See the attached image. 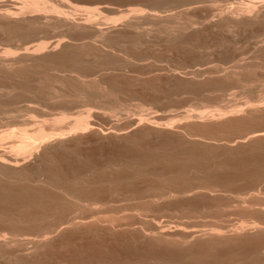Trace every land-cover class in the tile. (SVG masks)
Returning a JSON list of instances; mask_svg holds the SVG:
<instances>
[{
    "label": "rangeland",
    "instance_id": "1",
    "mask_svg": "<svg viewBox=\"0 0 264 264\" xmlns=\"http://www.w3.org/2000/svg\"><path fill=\"white\" fill-rule=\"evenodd\" d=\"M69 1L79 7L99 11L94 12V18L85 11L70 10L74 21L91 18L93 22L89 21L99 27L106 22L108 25L103 27L113 28L106 38L113 43L104 45L106 42L100 43L99 38L90 32L86 34V31H81L82 34L78 31L81 34L78 36L74 32L68 34L64 27H55L53 30H60L55 32L51 29L53 26L41 30L43 38L38 34L36 41H31L33 39L25 37L28 23L26 28L22 25L25 30L19 27L21 24H0V54L7 50L21 53L25 46L36 44L40 39L49 42L63 34L70 43H76L73 40L83 36L82 42L93 46H89L90 55L86 52L89 48L83 50L85 47H77L76 51H85L93 63L107 60L105 63L110 61V65H113L119 64V59L124 62V67L116 64L114 67L111 65L113 68L94 67L92 74L89 71L90 76L86 80L96 79V83L100 79L97 85L102 83L101 90L105 88L107 95H104L108 99L104 95L105 98L101 97L103 92L98 93L96 89L90 88L91 84L86 86L91 94L89 90L76 92L80 86L73 77L77 75L73 72L69 74L71 71L67 69L62 71L63 68L57 67L62 69L57 72L56 67L52 71V67H38L40 70L37 67H21L29 71L28 77L25 75L12 81L17 82L19 79L17 84L20 85L25 82L22 85L24 88L21 90L18 85L17 89V84L13 82L16 86L15 95L2 96L3 100L0 97V131L8 128L5 125L9 117L16 115L15 109H21V115L26 119H47L49 122L46 124L60 117L62 112L66 114L67 120L60 125L66 135L62 139L64 142L53 140L45 146L47 149L39 148L34 152L35 155L27 156V159L17 156L18 160L22 158L25 163L19 160L17 164L20 167L16 165L14 169L25 174L23 183L19 182L20 187L37 189V192L41 190L39 193L42 192L48 198L59 199V205L55 203L56 211L53 212L60 214L48 212L50 221L61 217V214L63 217L89 219L82 220V225L78 224V227L64 226L36 249L31 244L26 248L9 247L10 256L19 261L22 259L20 264H264V227H261L264 226V137L255 136L264 134V103L253 110L247 106L264 101V17L259 19L260 13H257L258 17L256 15L255 18L256 13L252 11V19L244 21L237 8L245 7L247 0H175V3L173 0ZM258 1L251 2L253 7L256 6L255 11H262L263 14L264 7ZM5 5L6 1L0 0L1 11L11 10ZM153 13L161 17L160 22L165 20L164 23L175 14L174 17L185 27L184 33L173 36V39L167 38L164 29L160 30L163 27H158V22L153 25L147 18ZM119 14L122 16L119 21L121 26L117 22L115 28L111 21L117 20ZM233 14L236 23L230 22V26L228 16ZM134 15L140 18L132 20ZM129 21L134 24L133 27L128 24ZM184 21L187 23H182ZM123 23L130 26L126 27ZM144 31L148 35L145 39L142 36ZM148 37H152L151 40ZM135 42L138 44L135 45ZM127 44H130V48ZM111 46H117L115 51H112ZM85 53L82 52L83 55ZM243 61L256 62V67L254 64L248 66ZM234 63L235 66L244 64L248 67H234ZM85 69L82 71L88 73V69ZM98 69L101 72L98 73ZM47 77L49 80L45 79ZM62 78L63 83L68 84H61ZM59 83L65 86L61 87ZM51 87L65 97L51 100ZM68 96L72 98L68 99ZM60 97L65 100H60ZM99 98L103 99L100 101ZM10 102L14 103L11 105ZM226 107L230 110L240 107L247 109L242 114L234 113L223 119L214 120V117L212 120L207 117L198 121L196 117L200 111L216 115L219 109L226 111ZM79 113L81 117L84 113L83 118L90 126L80 131L82 133L69 132L73 119ZM0 147L3 154L6 152L10 157L15 154L12 150L5 151L10 148L8 144ZM70 179L78 180L79 194L75 196L69 194ZM64 201L67 204L77 201L80 207L76 212L64 209L67 205ZM31 209L25 213H35L36 209ZM7 214L10 217L11 213ZM26 214L24 224L27 226ZM24 224H17V228L22 227L21 233L31 227L30 224L27 227ZM4 225L6 223L0 225V235L6 233L5 236L10 238L7 233L11 232L12 225L8 224L9 228ZM30 230H33L32 227ZM3 252L9 253L6 250Z\"/></svg>",
    "mask_w": 264,
    "mask_h": 264
},
{
    "label": "bare ground",
    "instance_id": "2",
    "mask_svg": "<svg viewBox=\"0 0 264 264\" xmlns=\"http://www.w3.org/2000/svg\"><path fill=\"white\" fill-rule=\"evenodd\" d=\"M2 1H6V5H5V7H10V9L11 10H3V11H1L0 10V24H7V25H10V24H13V25H15V26H17V25H19V24H21V26H19L20 28L21 27H25L26 25H27V23L29 24V26H28V28H26V33H25V37H26V39H33V40H31V41H36V37H38V34L40 35V33L43 35V32H41V30L42 29H44L45 28V30H47V29H49L50 27H52L51 29L53 30V29H55V27H59V29H60V27H64L65 29H66V31L68 32V34H69V32L70 33H72V32H74V33H77V35L79 36V35H81L82 34V32L83 31H86V32H88V33H86V34H93L95 37H97V38H99L100 40V43H104V42H106V43H104V45H106L107 43H109L110 41H108V39L106 38V36L111 32V30H113V28L111 29V26L110 27H103V26H105V25H108V24H106V22H105V25H101L102 27H99L100 25H97L96 26V24H94V23H92L93 21L91 20V18H85V17H83V18H85V20H83V21H81V22H77V21H74L73 20V18H72V11L70 12V10H73V12L75 11H80L81 10V12L82 11H85V12H87L88 14H89V16L91 17V16H94V18H95V13L94 12H97V11H94V9H89V8H82V7H79V6H77V5H75V4H72L69 0H2ZM177 1V0H176ZM190 1V0H189ZM200 1V0H199ZM248 1V2H247ZM246 2H247V4H244L245 5V7L244 6H242L243 8H241V6L239 7V8H237V11L239 12V14L241 15V17H242V19L244 20V21H250L251 19H252V17H251V15H253L254 13L252 12V11H254L256 14H254L253 16L256 18V15H257V13H260V14H258L259 15V17H258V15H257V17L260 19V18H262L263 19V17H264V13L262 14L261 12L262 11H255V9L256 8H254V7H256V6H254L253 7V1L254 0H247ZM252 1V2H251ZM256 1V0H255ZM258 1V0H257ZM173 2L175 3V0H173ZM172 2V3H173ZM202 2V1H201ZM245 2V1H244ZM245 2V3H246ZM260 2V3H259ZM177 3V2H176ZM196 3V2H195ZM256 3V2H255ZM139 4V3H138ZM137 4V5H138ZM170 4V3H169ZM178 4V3H177ZM258 4L259 5H261V7H264V0H260V1H258ZM3 5V4H2ZM2 5H1V7H2ZM174 4H172V6H173ZM183 5V4H182ZM239 5V4H238ZM171 6V5H170ZM188 6V5H187ZM104 7V6H103ZM164 7H166V6H164ZM174 7H175V5H174ZM259 7V6H258ZM260 7V8H261ZM167 8V7H166ZM195 8V7H194ZM197 8V7H196ZM3 9H4V7H3ZM30 10V11H27V10ZM99 9V8H98ZM109 9H111V8H109ZM116 9V8H115ZM115 9H113V10H115ZM138 9V8H137ZM135 9V11H138V10H140V11H142L141 9ZM149 9H151V8H149ZM174 9V8H173ZM172 9V10H173ZM192 9V8H191ZM259 9V8H258ZM112 10V9H111ZM118 10H119V8H118ZM127 10H128V8H127ZM129 10H132L131 8L129 9ZM134 10V9H133ZM263 10V9H262ZM107 11V10H106ZM110 11V10H109ZM121 11V10H120ZM134 11V12H135ZM139 11V12H140ZM163 11H166V10H164L163 9ZM231 11V10H230ZM234 11V10H233ZM85 12H83V13H85ZM105 12V11H104ZM116 12V11H115ZM114 12V13H115ZM118 12V11H117ZM132 13H134L133 11H131ZM131 12H129L128 14H130V16H131ZM228 12V11H227ZM97 13H99V11L97 12ZM107 13V12H106ZM112 13H113V11H112ZM146 13V12H145ZM159 13V12H158ZM253 13V14H252ZM92 14V15H91ZM121 14V13H120ZM119 14V15H120ZM123 14H124V12H123ZM123 14H121V15H123ZM127 14V13H126ZM126 14H124V16L126 15ZM144 14V13H143ZM221 14V13H220ZM74 16H75V14H73ZM84 15V14H83ZM87 15V14H86ZM102 15V14H101ZM119 16V18L118 17H116V19L117 20H115V21H113L112 19H110V21H111V24H114V26L113 27H117V26H115V24L117 25V22H118V24H120V26H121V23H119V21L122 19V16ZM142 15V14H141ZM178 15V14H177ZM261 15V16H260ZM263 15V16H262ZM73 16V17H74ZM88 16V15H87ZM127 16V15H126ZM174 16H175V14H174ZM174 16H171V17H168L167 18V20H166V23L168 22V24L167 25H162V24H166V23H164L165 22V20H163L164 22H160V19H161V17L159 18V16H157L156 14H150V15H148L147 16V18L149 19V20H151L152 22H153V25L155 24L154 22H158L159 23V25H158V27L160 26H162L163 28H160V30L161 29H164V33H165V35L167 36V38L168 37H172V39H173V36L175 37V36H177V35H181V34H183L184 33V25L183 24H181ZM185 16V15H184ZM236 16V15H235ZM238 16V15H237ZM82 17V16H81ZM129 17V16H128ZM182 17V16H181ZM82 18V19H83ZM101 18V17H100ZM112 18V17H111ZM115 18V17H114ZM113 18V19H114ZM140 17L139 16H132V20H134V19H139ZM183 18V17H182ZM187 18V17H186ZM89 19L92 21H89ZM105 20V19H104ZM185 20V19H184ZM190 20V19H189ZM219 20V19H218ZM228 20H229V24H230V22H235L236 21V19H235V17H234V14H233V16H231V15H229L228 16ZM102 21V20H101ZM110 21H108L109 22V24H110ZM212 21V20H211ZM262 21V20H261ZM94 22H97V21H94ZM104 22V21H103ZM113 22V23H112ZM121 22V21H120ZM130 22V21H129ZM241 22V21H240ZM239 22V23H240ZM22 23H26V24H22ZM162 23V24H161ZM182 23H187V22H182ZM219 23H220V21H219ZM219 23H218V25H219ZM236 23V22H235ZM100 24H102V23H100ZM104 24V23H103ZM127 24V23H126ZM128 24H130L131 26H132V24L133 23H128ZM151 24V23H150ZM190 24H192L191 22L189 23V25ZM207 24V23H206ZM220 24H222V23H220ZM264 24V23H263ZM23 25V26H22ZM123 25H125L124 23H123ZM130 25H128V26H130ZM134 25V24H133ZM139 25V24H138ZM187 25V24H186ZM39 26V27H38ZM41 26V27H40ZM126 26V25H125ZM128 26H126V27H128ZM157 25H155L154 27H156ZM165 26V27H164ZM191 26V25H190ZM214 26V25H213ZM230 26H231V24H230ZM241 26V25H240ZM249 26V25H248ZM18 27V28H19ZM24 27H23V29H24ZM48 27V28H47ZM133 27V26H132ZM136 27V26H135ZM134 27V28H135ZM252 27V26H251ZM251 27H249L250 29H251ZM47 28V29H46ZM120 28V27H119ZM141 28V27H140ZM139 28V29H140ZM153 28V27H152ZM236 28V27H235ZM242 28V27H241ZM22 29V28H21ZM22 29V30H23ZM59 29H57L58 31H60ZM121 29V28H120ZM128 29V28H127ZM135 29H137V28H135ZM143 29V28H142ZM141 29V30H142ZM158 29V28H157ZM254 29V28H253ZM1 30V29H0ZM16 30V29H15ZM25 30V29H24ZM57 30H53V31H55V32H57ZM64 30V29H63ZM115 30V29H114ZM132 30V29H131ZM159 30V29H158ZM4 32H5V30H3ZM8 31V30H7ZM6 31V32H7ZM17 31V30H16ZM15 31V32H16ZM21 31V30H20ZM43 31V30H42ZM78 31H82L81 32V34H79L80 32H78ZM121 31V30H120ZM123 31V30H122ZM125 31V30H124ZM133 31H135V33H136V30H134L133 29ZM140 31V30H139ZM263 31V30H262ZM23 32V31H22ZM55 32H54V34H55ZM90 32V33H89ZM145 33H143V39H145L144 37L147 35L146 33H147V31H144ZM255 32V31H254ZM10 33V32H9ZM48 33V32H47ZM84 33V32H83ZM134 33V32H133ZM135 33H134V35H135ZM161 33H162V31H161ZM192 33H193V31H192ZM232 33V32H231ZM251 33V32H250ZM11 34H13V33H11ZM10 34V35H11ZM17 34V33H16ZM21 34V33H20ZM51 34V33H50ZM60 34V33H59ZM63 34V33H62ZM116 34H119V33H116ZM163 34V33H162ZM261 34V33H260ZM9 35V36H10ZM74 35V34H73ZM128 35H130V34H128ZM157 35H158V33H157ZM253 35V34H252ZM57 36V35H56ZM63 36H64V34H63ZM59 37V38H57V39H53V40H50L49 42H47L48 40H47V38L45 39V40H47L46 42L45 41H41V39H40V41L38 42V43H36V44H33V45H31V46H29V45H27L26 43V45L27 46H29V47H27V46H25L26 48H24L23 49V52H21V53H19L18 52V50L16 51V52H18V53H16L15 51H5L2 55L0 54V97H2V96H14L15 95V93H13L14 92V90L16 89V86H15V84H17V82L19 81V79L17 80V82H16V80H14V81H12L13 80V78L15 79V78H23V76L24 77H26L25 75H27L28 74V72L29 71H25V70H23V69H21V67H43V68H46V67H52L51 69H50V71H52L53 70V68H55L56 67V69H57V67H61V68H63V70L62 71H64L65 69H67V70H69V71H71V72H69V74L70 73H75L74 75L76 76V77H73L74 78V80L76 81V83L78 84V86H80V88H79V90H77L76 92H78L79 93V91H84L85 90V92L87 91V90H89L86 86H89L90 84V88H94V89H96L97 91L96 92H103L101 95H99V96H101V97H103V95L105 94V92H104V89L105 88H103V90H101L102 89V87H100L101 85H102V83L99 85V83H98V85H97V82L100 80V79H98V81H96V83H95V80L94 81H92V79L90 80H86V78H88L89 76H90V74H89V71H90V73L92 74L93 72H94V70H93V72L91 71L92 70V68H94V67H111V68H113L116 64L115 63H113V67L110 65V61H108L107 63H105L106 61H102V62H100L99 60V62L100 63H98L96 60V62L95 63H93L92 61L93 60H90V59H88L87 57H88V55H90L89 54V50H90V48H89V46H91V47H93L90 43H85V42H82L84 39H83V36H82V38L80 37V38H78V36H77V39L75 38L73 41H77L76 43L75 42H72V43H70V41L68 40V38H67V36L66 37ZM121 36V35H120ZM148 36V35H147ZM164 36V35H163ZM254 36V35H253ZM15 37V36H14ZM40 37H42L41 35H40ZM45 37V36H44ZM50 37V36H49ZM68 37H69V35H68ZM75 37H76V34H75ZM85 37V36H84ZM86 37H87V35H86ZM85 37V39H87ZM154 37V36H153ZM190 37V36H189ZM16 38V37H15ZM17 38H19V35H18V37ZM16 38V39H17ZM43 38V37H42ZM65 38H67V40L65 39ZM90 38V37H89ZM135 38V37H134ZM137 38V37H136ZM149 38V37H148ZM151 38L152 37H150L149 39L151 40ZM167 38H165V39H167ZM253 38V37H252ZM251 38V39H252ZM258 38V37H257ZM11 39V38H10ZM21 39V38H20ZM19 39V40H20ZM50 39V38H49ZM71 39V38H70ZM117 39V38H116ZM138 39V38H137ZM188 39V38H187ZM244 39V38H243ZM264 39V38H263ZM43 40V39H42ZM111 40L113 41V39L111 38ZM124 40V39H123ZM141 40V39H140ZM140 40H138V41H140ZM180 40V39H179ZM249 40V39H248ZM23 41V40H22ZM78 41H81L80 43L78 42ZM87 41V40H86ZM115 41V40H114ZM117 41V40H116ZM144 41V40H143ZM145 41H147V40H145ZM164 41V40H163ZM167 41H168V39H167ZM166 40H165V42H167ZM176 41H178V40H176ZM188 41V40H187ZM250 41V40H249ZM254 41V40H253ZM255 41H256V39H255ZM259 41H261V40H259ZM24 42V41H23ZM28 42V41H27ZM131 42V41H130ZM142 42V41H141ZM141 42H140V45H141ZM173 42V41H172ZM220 42V41H219ZM245 42V41H244ZM256 42H258V41H256ZM33 43V42H32ZM73 43H75V44H73ZM78 43V44H77ZM113 43V42H112ZM111 42H110V44H112ZM115 43V42H114ZM143 43V42H142ZM171 43V42H170ZM218 43V42H217ZM223 43V42H222ZM228 43V42H227ZM242 43H243V41H242ZM248 43V42H247ZM261 43V42H260ZM24 44V43H23ZM31 44V43H30ZM71 44V45H70ZM99 44V43H98ZM118 44V43H117ZM136 44H138L137 42H135V45ZM144 44V43H143ZM114 45V44H113ZM128 45V44H127ZM130 45V44H129ZM128 45V46H129ZM133 45H134V43H133ZM181 45V44H180ZM214 45V44H213ZM98 46V45H97ZM212 46V45H211ZM224 46V45H223ZM261 47H262V45H260ZM68 47H75V48H84L83 50H86V49H88V50H86V52L88 51V55L85 53V51H82L83 52V54L85 53L86 55H83L82 54V52H77L76 50H78V48L77 49H75V48H73V49H75V51H72L71 49L69 50V49H67ZM106 47V46H105ZM112 47V46H111ZM115 47H117V46H115ZM115 47H112L111 49H112V51L114 50V48ZM119 47V46H118ZM131 47H133V46H131ZM135 47V46H134ZM133 47V48H134ZM140 47V46H139ZM216 47V46H215ZM61 49L60 51H58L59 49ZM122 48V47H121ZM129 48H130V46H129ZM58 49V50H57ZM117 49H119V48H117ZM126 49H127V47H126ZM125 49V50H126ZM202 49H203V47H202ZM207 49V48H206ZM209 49V48H208ZM262 49V48H261ZM19 50H21V49H19ZM56 50H57V52H56ZM69 50V51H68ZM82 50V49H81ZM123 50H124V47H123ZM115 51V50H114ZM200 51V50H199ZM202 51V50H201ZM56 52V53H55ZM248 52V51H247ZM0 53H2V52H0ZM99 53V52H98ZM113 53V52H112ZM255 53V52H254ZM115 55H117V54H115ZM250 55V54H249ZM254 55V54H253ZM96 56V55H95ZM97 56H100V54L99 55H97ZM114 56V55H113ZM251 56V55H250ZM258 56V55H257ZM105 57H107V55L105 56ZM118 57V56H117ZM244 57V56H243ZM253 57V56H252ZM100 59H101V57H99ZM121 58V57H120ZM247 58V57H246ZM106 59H108V58H106ZM231 59V58H230ZM256 59V58H255ZM121 59H119L118 61H119V64L122 66V64H124V62L122 63V61H120ZM127 60V59H126ZM126 60H125V58H124V60L123 61H125L126 62ZM234 60V59H233ZM239 60V59H238ZM248 60V59H247ZM257 60V59H256ZM255 60V61H256ZM259 60V59H258ZM262 60V59H261ZM260 60V61H261ZM115 61V60H114ZM117 61V60H116ZM228 61V60H227ZM226 61V62H227ZM244 61H245V59H244ZM244 61H243V63H244ZM260 61H257V62H259L260 63ZM263 61V60H262ZM113 61H111V63H112ZM236 62V61H235ZM248 62V61H247ZM264 62V61H263ZM237 63V62H236ZM239 63V62H238ZM242 63V62H241ZM248 63H250V62H248ZM248 63H244V64H247L248 66H250V65H253L254 63H256V62H253V64L252 63H250V64H248ZM119 64H117V65H119ZM225 64V63H224ZM223 64V65H224ZM244 64H237L236 66H235V63H234V67H248L247 65L245 66ZM264 64V63H263ZM262 64V65H263ZM116 65V66H117ZM226 65H228V64H226ZM229 65H230V63H229ZM256 64H254L253 66H255ZM204 66H205V64H204ZM232 66V67H233ZM260 66V65H259ZM258 66V67H259ZM84 67H88V68H84ZM89 67H91V68H89ZM122 67H124V65L122 66ZM199 67V66H198ZM228 67V66H227ZM252 67V66H251ZM256 67V66H255ZM95 68V69H96ZM241 68V69H242ZM254 68V67H253ZM31 69H33V68H31ZM42 69V68H41ZM83 69H85V71H87V69H88V73H86V72H83L82 70ZM103 69V68H102ZM101 69V70H102ZM198 69V68H197ZM244 69V68H243ZM242 69V70H243ZM252 69V68H251ZM38 70H40V68H38ZM42 70H44V69H42ZM49 70V69H48ZM47 70V71H48ZM58 70H60V68L59 69H57V72H58ZM61 70L59 71V72H61ZM99 71H97L98 73L99 72H101L100 71V69H98ZM105 70H107V68L105 69ZM105 70H102V71H105ZM203 70V69H202ZM35 71V70H34ZM47 71H46V73H47ZM54 71H55V69H54ZM96 71V70H95ZM39 72H41V71H39ZM45 72V71H44ZM96 72V73H97ZM218 72V71H217ZM52 73V72H51ZM95 73V74H96ZM53 74H55V72L53 73ZM60 74V73H59ZM105 74H107V73H105ZM198 74V73H197ZM200 74H201V72H200ZM62 75V74H61ZM99 75V74H98ZM101 75V74H100ZM46 76H47V74H46ZM55 76V75H54ZM67 76V75H66ZM72 76H73V74H72ZM95 76V75H94ZM232 76H234V75H232ZM27 77H28V75H27ZM37 77V76H36ZM52 77V76H51ZM58 77V76H57ZM70 77H71V75H70ZM107 77V76H106ZM249 77V76H248ZM31 78V77H30ZM38 78V77H37ZM56 78V77H55ZM66 78V77H65ZM72 78V77H71ZM71 78H67L68 80L69 79H71ZM84 78V79H83ZM33 79V78H32ZM45 79H48V77L47 78H45ZM66 79V80H67ZM249 79H251V78H249ZM29 80V79H28ZM42 80V79H41ZM49 80V79H48ZM47 80V81H48ZM56 80V79H55ZM54 80V81H55ZM63 80H64V78H62L61 79V84L63 83ZM65 80V81H66ZM26 81V80H25ZM38 81H40V80H38ZM37 81V82H38ZM42 81H44V80H42ZM57 81V80H56ZM69 81H71V80H69ZM15 84H14V83ZM23 82V81H22ZM32 83L34 82V81H31ZM36 82V83H37ZM57 82H59V81H57ZM102 82V81H101ZM25 83V82H24ZM24 83H22V85L24 84ZM41 83H43V82H41ZM30 84V83H29ZM38 84H39V82H38ZM60 84V83H59ZM60 84V85H61ZM63 84H68V83H63ZM18 85H20L19 83L17 84V86ZM22 85H20L21 87H20V89L22 90ZM42 85V84H41ZM48 86H50V85H48ZM55 86V85H54ZM62 86H65V85H61V87ZM78 86H77V88H78ZM91 86H94V87H91ZM53 87V86H52ZM52 87L51 88H49V91L50 90H53L52 91V93H51V97L52 98H50L51 100H53V98L55 99H58L57 97H59V96H62V94H60V92H58L57 90H55L54 88L52 89ZM56 87V86H55ZM24 88V87H23ZM30 88V87H29ZM86 88V89H85ZM110 88V87H109ZM17 89H19V86L17 87ZM33 89V88H32ZM31 89V91H33ZM35 89H37V88H35ZM94 89H92V90H94ZM25 90V89H24ZM110 90V89H109ZM28 91V90H27ZM38 91V90H37ZM45 91H47V87L45 88ZM106 91V90H105ZM114 91V90H113ZM34 92H35V90H34ZM88 92H90V94H91V91L89 90ZM96 92H94L93 91V93L94 94H96ZM108 92V91H107ZM23 93V92H22ZM28 93V92H27ZM30 93V92H29ZM36 93V92H35ZM38 94V93H37ZM33 95V94H32ZM87 95H89V94H87ZM105 95H107V94H105ZM104 95V96H105ZM25 96V95H24ZM36 96V95H35ZM67 96V95H66ZM72 96V95H71ZM74 96V95H73ZM62 97H65V96H62ZM106 97V96H105ZM105 97H103V98H105ZM16 98H18V97H16ZM19 98H21V97H19ZM18 98V99H19ZM35 98V97H34ZM69 98H72V97H69L68 96V99ZM74 98H76V97H74ZM81 98V97H80ZM98 97H94L93 99H97ZM103 98H101V100L103 99ZM112 98V97H111ZM2 100H3V97L1 98ZM14 99V98H13ZM45 99H46V96H45ZM61 99H63V100H65V98H61L60 97V100ZM106 99H108L107 97H106ZM24 100V99H23ZM22 100V101H23ZM74 100V99H73ZM76 100V99H75ZM99 100H100V98H99ZM100 100V101H101ZM12 101V100H11ZM16 101V100H15ZM22 101H20V102H22ZM56 101V100H55ZM263 100H261L260 102L258 101L256 104H249V105H247L248 106V108H249V110H253V108H258V107H260L263 103H264V101L262 102ZM18 102V101H17ZM19 102V103H20ZM28 102V101H27ZM57 102V101H56ZM65 102V101H64ZM68 102V101H67ZM76 102H78V101H76ZM11 103V105L14 103V102H10ZM70 103V102H69ZM75 103V102H74ZM17 104V103H16ZM34 104V103H33ZM26 105V104H25ZM29 105V104H28ZM264 105V104H263ZM31 106V105H30ZM35 106V105H34ZM215 106V105H214ZM15 107V106H14ZM13 107V108H14ZM26 107V106H25ZM32 107V106H31ZM217 107V106H216ZM233 107V106H232ZM246 107V106H245ZM34 108V107H33ZM225 108V107H224ZM234 108V107H233ZM26 109V108H25ZM28 109H29V107L27 106V111H28ZM219 109V108H218ZM226 109H227V107H226ZM229 109V108H228ZM228 109L226 110V111H223V110H221V109H219L218 111L220 112H217L218 114H216L215 115V113L213 114L212 112H209V111H207L206 113H204V112H199L197 115H196V117H198L199 119H198V121H200V118L202 119V118H207V117H209L210 119H212L213 120V118H214V120H216V118L217 119H223L224 117H228V115H231V114H234V113H240L241 112V114H242V111L244 112V110H246L247 108H244V107H240L239 109H233V110H230V111H228ZM25 111V110H24ZM30 111V110H29ZM216 111V110H215ZM15 114L16 115H13V116H11V117H9V121L6 123V128L7 129H3V131H0V145L2 146V144L4 145H7L8 144V146L11 148H9V149H7V150H5V151H8V150H12V152L14 151V153H12L11 155H13V156H9L8 154V156L6 155V152H5V154H3L2 153V151H0V176H3V178L2 177H0V223L3 225V224H5L6 223V225H4L6 228L8 227L9 228V226H8V224L9 225H12V228H11V226H10V228H11V232H9V233H7L9 236H10V238H7L8 236H5V234L6 233H4V234H2V235H0V238H2V239H0V251H2V252H0V264H20V261L22 260V259H20V261H19V259H15L14 257H12V256H10V252H9V247H10V249H11V247H15L16 249H17V247H19V248H21V247H27V245H32L33 246V248L34 249H36V247L39 245V246H41L40 244H42V246L44 245V242H47V241H49V240H47V239H49V237L52 235V234H55V233H57L56 231L57 230H60L61 228L63 229V227L64 226H70V225H75V226H77L78 227V224H80V225H82V220L84 221L86 218H79V217H77V216H71V217H68V216H62V214H61V217H59V218H53L51 221H50V217L47 215V213L48 212H52V215H53V213H54V215L56 214L57 215V213H55V212H53V211H56L55 210V207H54V205L55 206H57L55 203H57L58 201H59V199H56V198H54V199H50V198H48L45 194H43L42 192L41 193H39L41 190H39L38 192L36 191V190H30V189H28L27 187H20L19 186V182L21 183L22 181H24L25 180V174L24 173H22L21 171L19 172V171H16L15 169H14V167H16V165L18 166V164L17 163H19V160H22V158H24V159H27L26 157L28 156H30V155H32V154H34V152L35 151H37L39 148H41L42 149V147H45V146H47V145H49L50 144V142L51 141H53V140H56V141H61V142H64V141H62V139H65L64 138V136H66L65 135V133L64 132H62L61 131V128H60V125H61V123H63L64 122V120L66 119V114L64 115V114H60V117H58V118H55V119H52V121H51V123L50 124H46L47 122H49V121H47V119H46V121H42V120H34V119H32V120H30V118L28 119H26L25 117H24V115H21V112H22V110L21 109H18V110H16L15 109ZM209 112V113H208ZM2 113V112H1ZM64 113H66V112H64ZM211 113V114H210ZM80 114V113H79ZM81 115L82 114H80L77 118H75V120L73 119V122L71 123V128L70 129H68V131L69 132H77V133H82V132H80V131H82L85 127L87 128L88 127V122H86L85 120H84V113H83V116L81 117ZM86 115V114H85ZM59 116V115H58ZM189 116V115H188ZM206 116V117H205ZM217 116V117H216ZM234 116H236V115H234ZM7 117V116H6ZM5 117V118H6ZM29 117V116H28ZM69 117V116H68ZM67 117V118H68ZM187 117V116H186ZM232 117V116H231ZM24 118V119H23ZM191 118V117H190ZM20 119H22V120H20ZM140 119H142V118H140ZM140 119H139V122H140ZM227 119V118H226ZM244 119V118H243ZM67 120V119H66ZM143 120V119H142ZM171 120V119H170ZM203 120V119H202ZM232 120V119H231ZM239 120V119H238ZM241 120H242V118H241ZM151 121V120H150ZM197 121V120H196ZM220 121V120H219ZM230 121V120H229ZM71 122V121H70ZM142 122V121H141ZM140 122V123H141ZM145 122V121H144ZM194 122H195V120H194ZM232 122V121H231ZM238 122V121H237ZM237 122H236V124H237ZM242 122V121H241ZM201 123V122H200ZM227 123V122H226ZM239 123V122H238ZM1 124V123H0ZM150 124V123H149ZM168 124H171V122L170 123H168ZM173 124V123H172ZM183 124H184V122H183ZM2 125H3V123H2ZM3 125V126H4ZM198 125V124H197ZM4 126V127H5ZM9 126H12V128H9ZM90 126V125H89ZM168 126V125H167ZM166 126V127H167ZM180 126V125H179ZM63 127H64V125H63ZM148 127V126H147ZM159 127V126H158ZM169 127V126H168ZM176 127V126H175ZM182 127V126H181ZM65 128H67V127H65ZM155 128V127H154ZM153 128V129H154ZM171 128V127H170ZM157 129V128H156ZM181 129V128H180ZM66 130V129H65ZM85 130V129H84ZM182 130H183V128H182ZM185 131H187V130H185ZM171 132V131H170ZM252 133V132H251ZM250 133V134H251ZM261 133V132H260ZM183 134V133H182ZM73 135V134H72ZM77 135V134H76ZM75 135V136H76ZM183 136V135H182ZM256 137L257 136H260L259 138H261V137H264V134H257V135H255ZM69 137V136H68ZM184 137V136H183ZM193 137V136H192ZM254 137V136H253ZM264 139V138H263ZM241 140H243V139H241ZM238 141V140H237ZM55 142V141H54ZM57 143V142H56ZM58 143H60V142H58ZM228 145V144H227ZM230 147V146H229ZM241 147V146H240ZM1 148V147H0ZM46 148V147H45ZM40 149V150H41ZM47 149V148H46ZM40 150H39V152H40ZM44 150V149H43ZM4 152V151H3ZM11 152V151H10ZM9 152V153H10ZM20 155L21 156H23L22 158H20L19 160H18V157L17 156H19L20 157ZM35 155V154H34ZM33 156V155H32ZM32 158V157H31ZM30 158V159H31ZM28 160H29V158H28ZM23 161L24 160H22V163H23ZM21 162V161H20ZM151 162V161H150ZM22 163H20V165L22 164ZM24 163H25V161H24ZM149 164V163H148ZM20 166H18V168H19ZM21 167H23V166H21ZM25 168V167H24ZM23 168V169H24ZM37 168V167H36ZM40 168V167H39ZM38 169V168H37ZM36 169V170H37ZM2 170V171H1ZM3 170H5V172H3ZM21 170V169H20ZM27 170V169H26ZM28 171V170H27ZM42 171V170H41ZM78 171V170H77ZM146 171V170H145ZM29 172V171H28ZM37 172V171H36ZM71 172V171H70ZM73 172V171H72ZM82 172V171H81ZM29 173H31V172H29ZM134 173V172H133ZM167 173V172H166ZM165 173V174H166ZM174 173V172H173ZM41 174V173H40ZM78 174V173H77ZM87 174V173H86ZM137 174H138V172H137ZM154 173H152V175H153ZM159 174V173H158ZM39 175V174H38ZM38 175L36 176V177H38ZM69 175V174H68ZM71 175V174H70ZM69 175V176H70ZM72 175H74V174H72ZM71 175V176H72ZM80 175L82 176L83 174H81L80 173ZM135 176H137L136 174H134ZM15 176V177H14ZM17 176V177H16ZM41 176V175H40ZM77 176V175H76ZM154 176V175H153ZM156 176V175H155ZM164 176V175H163ZM78 177V176H77ZM87 177V176H86ZM160 177H162V176H160ZM167 177V176H166ZM68 178V177H67ZM81 178H83V176L81 177ZM81 178H80V180H81ZM88 178H90V177H88ZM87 178V179H88ZM40 179V178H39ZM164 179V178H163ZM83 180V179H82ZM121 180H123V179H121ZM36 181V180H35ZM44 181V180H43ZM139 181V180H138ZM166 181V180H165ZM29 182V181H28ZM37 182V181H36ZM40 182V181H39ZM69 182L71 183V188H68L69 190H70V193L69 194H73V196H75L77 193L79 194V190H78V188H77V186L79 185L78 184V180H76V179H70L69 180ZM126 182V181H125ZM23 183V182H22ZM44 183V182H43ZM81 183V182H80ZM122 183H123V181H122ZM135 183V182H134ZM22 185V184H21ZM67 185V184H66ZM70 185V184H69ZM82 185V184H81ZM80 187V186H79ZM82 187V186H81ZM89 187V186H88ZM43 188V187H42ZM41 188V189H42ZM64 188V187H63ZM80 189V188H79ZM85 189V188H84ZM64 190V189H63ZM65 191V190H64ZM67 191V190H66ZM82 192V191H81ZM191 192V191H190ZM67 193V192H66ZM51 194V193H50ZM68 194V193H67ZM170 194V193H169ZM80 195H84V194H80ZM80 195L78 196V197H80ZM148 195V194H147ZM146 195V196H147ZM165 195V194H164ZM54 196V195H53ZM72 196V195H71ZM73 196H72V198H73ZM169 196V195H168ZM167 196V197H168ZM150 197V196H149ZM75 198V197H74ZM75 199H77V197L75 198ZM66 200V199H65ZM78 200V199H77ZM62 201H63V199H62ZM68 201V200H67ZM67 201H64L65 203L67 202ZM79 201V200H78ZM70 202V201H69ZM68 202V203H69ZM59 203V202H58ZM57 203V204H58ZM61 203V202H60ZM67 204V203H66ZM59 205V204H58ZM66 207H64V209H67V210H75V212L77 211L76 209H79V207H80V204L79 203H77V201L75 202V201H73L72 203L70 202L69 204H67V205H65ZM72 207V208H71ZM120 207H122V206H120ZM30 208H33V210L34 209H36V211H35V213H25L26 211L27 212H29V209ZM57 208V207H56ZM75 208V209H74ZM59 209V208H58ZM62 209V208H61ZM32 210V209H31ZM30 210V211H31ZM32 210V211H33ZM60 210V209H59ZM63 212H64V210H62ZM61 211V212H62ZM7 213H11L10 214V217H9V215L7 214ZM2 214V215H1ZM24 214H26V216H27V226H28V224H30L31 225V227H32V231L30 230L31 229V227L29 226V230L27 231V230H25L26 232H24V233H21L20 231L22 230V227L21 228H17V224H19V225H21V223H22V225L25 223V215ZM51 214V213H50ZM58 214H60V212L58 213ZM66 214V213H65ZM64 214V215H65ZM4 215V216H3ZM24 215V216H23ZM7 217V218H4V217ZM59 216V215H58ZM48 218H49V220H48ZM52 218V217H51ZM25 219V220H24ZM89 219V218H88ZM88 219H86V220H88ZM90 221V220H89ZM88 222V221H87ZM8 223V224H7ZM0 224V225H1ZM89 224V223H88ZM16 225V227H14ZM25 225V224H24ZM26 226V225H25ZM26 226V227H27ZM83 226H84V224H83ZM14 227V228H13ZM71 227V226H70ZM261 227H264V226H261ZM61 229V230H62ZM264 229V228H263ZM68 230V229H67ZM252 230V229H251ZM24 231V230H23ZM32 232H34V233H32ZM55 232V233H54ZM65 232V231H64ZM260 232H262V230L260 231ZM214 234V233H213ZM212 234V235H213ZM217 236V235H216ZM52 237V236H51ZM55 238V237H54ZM50 239H52V238H50ZM47 240V241H46ZM50 244V243H49ZM32 246H30V247H32ZM38 246V247H39ZM25 247V248H26ZM37 247V248H38ZM46 247V246H45ZM6 248V249H5ZM8 248V249H7ZM12 248V249H13ZM24 249V248H23ZM22 249V250H23ZM4 250H6V251H8L9 253H7V252H3ZM27 251V250H26ZM33 251V250H32ZM12 252V251H11ZM6 253V254H5ZM8 254V255H7ZM14 254V253H13ZM12 254V255H13ZM16 254V253H15ZM35 254V253H34ZM20 255V254H19ZM29 255H30V253H29ZM13 256H15V255H13ZM19 258V257H18ZM16 260H18L19 262H17ZM37 260V259H36ZM35 261V260H34ZM34 261H32V262H34ZM36 262V261H35ZM27 264V263H26ZM260 264V263H259Z\"/></svg>",
    "mask_w": 264,
    "mask_h": 264
}]
</instances>
